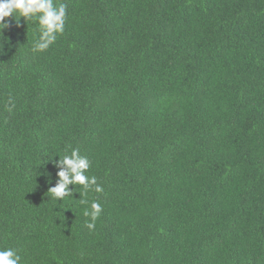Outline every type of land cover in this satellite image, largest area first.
Wrapping results in <instances>:
<instances>
[{"label":"trees","instance_id":"obj_1","mask_svg":"<svg viewBox=\"0 0 264 264\" xmlns=\"http://www.w3.org/2000/svg\"><path fill=\"white\" fill-rule=\"evenodd\" d=\"M61 3L45 51L38 19L0 31V250L20 264H264V0ZM73 149L103 191L57 200Z\"/></svg>","mask_w":264,"mask_h":264},{"label":"clouds","instance_id":"obj_2","mask_svg":"<svg viewBox=\"0 0 264 264\" xmlns=\"http://www.w3.org/2000/svg\"><path fill=\"white\" fill-rule=\"evenodd\" d=\"M15 16L23 17L26 20L38 19L41 26V35L35 43V50H47L63 34L66 24V5L56 6L54 0H0V31L9 25L6 18ZM14 107V105H13ZM11 111V108H9ZM59 171L58 181L54 187H50L51 197L63 200L67 196H72L70 185H81L85 190L92 189L95 192H102L103 188L97 183L96 177H89L86 172L90 168V161L87 157L79 154L73 149L70 155L60 158L57 163ZM82 203H87L81 200ZM91 216L93 221L101 212V205L93 201L91 204ZM88 215V213H86ZM89 229L95 227L94 223L87 224ZM20 256L11 248L0 250V264H20Z\"/></svg>","mask_w":264,"mask_h":264}]
</instances>
